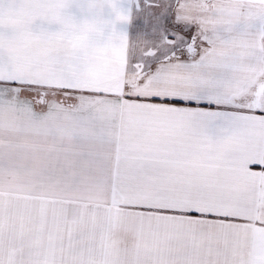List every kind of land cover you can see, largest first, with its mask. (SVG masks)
Wrapping results in <instances>:
<instances>
[{
	"label": "snow or ice",
	"instance_id": "obj_1",
	"mask_svg": "<svg viewBox=\"0 0 264 264\" xmlns=\"http://www.w3.org/2000/svg\"><path fill=\"white\" fill-rule=\"evenodd\" d=\"M0 264H264V0H0Z\"/></svg>",
	"mask_w": 264,
	"mask_h": 264
},
{
	"label": "crops",
	"instance_id": "obj_2",
	"mask_svg": "<svg viewBox=\"0 0 264 264\" xmlns=\"http://www.w3.org/2000/svg\"><path fill=\"white\" fill-rule=\"evenodd\" d=\"M137 23L139 22L137 21ZM254 170H260V166H255Z\"/></svg>",
	"mask_w": 264,
	"mask_h": 264
}]
</instances>
